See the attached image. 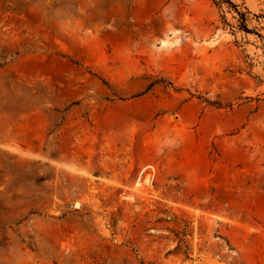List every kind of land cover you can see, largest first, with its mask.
<instances>
[{"label": "rangeland", "instance_id": "rangeland-1", "mask_svg": "<svg viewBox=\"0 0 264 264\" xmlns=\"http://www.w3.org/2000/svg\"><path fill=\"white\" fill-rule=\"evenodd\" d=\"M0 264H264V0H0Z\"/></svg>", "mask_w": 264, "mask_h": 264}]
</instances>
